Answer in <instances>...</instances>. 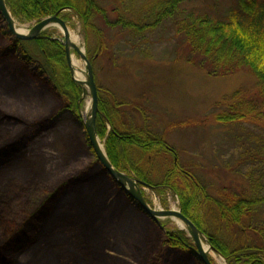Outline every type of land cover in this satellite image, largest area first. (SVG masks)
<instances>
[{"label":"trees","instance_id":"1","mask_svg":"<svg viewBox=\"0 0 264 264\" xmlns=\"http://www.w3.org/2000/svg\"><path fill=\"white\" fill-rule=\"evenodd\" d=\"M109 1L6 0V4L12 17L23 23L37 22L66 9L80 17L86 55L94 68L99 90L97 131L110 162L117 170L160 194L173 192L180 201L181 211L204 233L227 264H264V186L261 176L255 180L251 178L248 187L225 186L218 195L212 194L199 175L197 164L180 158L179 149L166 138V131L144 118L145 109L129 98L119 97L113 86L102 85L99 78L104 75L114 83L118 76L129 70L133 51L144 52L141 43L144 33L159 31L167 21H175L180 37L175 52L179 58L205 71L208 76L227 77L248 70L258 81L256 96L248 97L242 90L224 96L222 104H217V108L223 106L222 110L214 113L216 124L229 127L259 121L264 117V0H232L223 14L217 10L213 13L199 10L196 6L213 0H117L121 7L113 6L111 10L107 6ZM110 11L116 16L112 17ZM116 29L123 31L125 40L122 44L108 38L106 30ZM29 43L33 48L27 46ZM0 57L14 59L22 75L31 78L40 92L9 98L13 107L0 103V151L19 145L22 139L28 138L27 131L31 127L41 126L42 130L45 123L56 119L62 109L83 124L80 110L84 90L73 80L60 40L46 34L36 40L15 39L0 13ZM122 58L126 60L123 64L120 63ZM0 72L8 78L9 74L4 70ZM9 79L13 85L20 80L14 74ZM236 139L238 141L239 136ZM255 160L253 156L242 158L233 172L246 176L247 169L244 172L243 167L251 163L252 173L263 176L260 165H264ZM94 163L100 170L89 167L61 184L45 196L34 213L26 215L23 223L0 216V224L5 227L4 235L0 237V264H14L10 259L11 251L26 253L45 236L46 240H53L46 250L55 253L57 262L59 247L75 244L77 250L69 248L66 263H63L64 256L60 257L62 264H95L97 253L92 249L83 252L79 241L84 240L82 226L87 220L84 208L88 199H83V194L103 186L105 181L101 177L105 176L112 184L114 198H123L139 212L143 211L97 159ZM55 215L61 216L63 222H72L66 227L68 237L76 235V243L71 238L69 241L55 240L56 232L47 230L48 222L53 221ZM152 224L154 228L149 230L146 244L140 242L144 238L138 240L129 236L120 240V251L118 239L114 240L110 231L101 226L104 229L94 234L103 242L105 251L106 260L101 258L100 264H204L186 231L163 232L154 221ZM159 229L163 238L156 246L153 238Z\"/></svg>","mask_w":264,"mask_h":264},{"label":"rangeland","instance_id":"2","mask_svg":"<svg viewBox=\"0 0 264 264\" xmlns=\"http://www.w3.org/2000/svg\"><path fill=\"white\" fill-rule=\"evenodd\" d=\"M231 1H205L196 6L199 10L206 9L212 13L217 10L218 13L223 14L229 9ZM119 2L110 0L107 3L109 10L113 6L121 7ZM110 14L112 17L116 16L112 11ZM61 16L67 17L68 27L79 34L81 47L86 53L84 27L80 17L70 10L62 12ZM17 21L28 31L36 24V22ZM55 26L58 25L48 26L43 34L63 41V30ZM106 33L115 43L122 44L121 42L125 40L123 31L121 32L120 29L106 30ZM144 35L141 43L145 50L141 54L133 51L132 60L128 62L129 70L118 76L114 83L106 76H100L102 85L113 86L119 97H126L140 104L145 109L144 118H147L152 125L166 131V138L179 149L180 158L190 159L197 164L196 169L212 194L218 195L225 186L248 187L251 185L250 179L255 180L257 176H261V184L264 186V175L252 173L253 168L249 166L251 163L246 164L245 167L242 166L244 172L247 169L246 176L241 172H233L234 166L239 165L241 159L246 156H253L255 161L264 165V117L259 121L229 127L216 124L214 118V113L222 110L223 106L217 108V104H222L224 96H231L235 91L241 90L248 97L256 96L259 85L252 72L241 70L236 74L218 78L208 76L205 71L186 63L175 52L180 38L176 32L175 21H167L159 28V31H149ZM136 40L139 43V40ZM27 46L33 48L30 43ZM71 53L78 58L87 74L84 59L74 50ZM4 59L0 57V70H4V73L9 76L7 78L0 72L1 104L13 107L14 104L9 98L26 95V93L32 96L40 94L37 84L31 78L28 79L22 75V70L16 65L14 59ZM125 61L124 58L120 59L121 64ZM13 74L20 79L14 85L9 79ZM82 87L84 93L81 98L83 104L80 116L83 124L77 122L70 112L62 109L56 119L45 123L42 130H40L41 126L31 127L27 131L29 138L17 150L10 154H0V216L3 218L21 224L25 221L26 215L34 213L45 200V196L61 184L75 178L89 167H94L95 171L100 170L99 165L94 163L97 157L86 141L85 119L88 117L87 113L91 111L92 100L88 87L84 84ZM99 140L105 150L100 136ZM260 169L264 172V166L260 165ZM103 177H101V180L105 181L103 186L82 196L83 199L84 197L88 199L84 208V217L87 220L82 226L84 240L79 241L82 243L83 252L92 249L94 253H97L94 256L95 264H100L101 258L106 260L103 242L94 237L97 230L106 227L112 234V238L118 239L116 243L120 251L122 250L120 240L129 236L138 240L144 238L140 242L146 244L147 234L154 228L153 219L151 220L146 213L139 212L123 198H114L112 184L105 176ZM141 189L147 203L153 208L172 209L173 204L177 206V209L180 208L178 197L171 191L160 194L148 186H143ZM78 200L82 201V198L78 196ZM58 216L55 215L54 220L48 222L47 230L56 232L55 240L69 241L71 238L76 243V235L68 237L69 230L66 227H69L72 222H63L61 216L60 218ZM161 223L164 224L166 231L176 229L185 232V228L177 227L170 217L161 219ZM4 230L5 227L0 224V237L4 235ZM162 233L160 229L156 230L153 238L154 245L157 246L161 242ZM77 234L81 238L80 232ZM52 241V239L46 240L45 236L43 240L29 247L26 253L11 251L10 259L14 264L29 262L30 264H62L60 257L64 256L63 263H66L69 248L77 250L75 244L59 247L57 262L55 253L46 250ZM218 254L227 264L224 257ZM212 260L214 264H219L213 256Z\"/></svg>","mask_w":264,"mask_h":264},{"label":"water","instance_id":"3","mask_svg":"<svg viewBox=\"0 0 264 264\" xmlns=\"http://www.w3.org/2000/svg\"><path fill=\"white\" fill-rule=\"evenodd\" d=\"M0 13L3 17V19L6 20L9 30L12 33L13 37L18 40H36L37 37H39L48 26L57 24L63 29V38H64V48L66 52V59L69 65V68L72 70L73 74V80H75L79 85H86L90 91L91 95V108H90V114L85 119V132L88 134L89 142H91V148L93 150V153L95 157H97V160L99 163L102 164L106 172L110 173L113 178L116 180L117 183H120L121 187L126 191V193L131 196L135 202L137 203V206L142 210L144 213H146L153 221L159 225V227L163 230L165 229V226L163 223H161V219L164 217H171L173 215L177 216L182 222L185 223V229L187 232H189V236L191 237L193 243H195L196 246V252L198 253L200 260L204 264H214L211 261V258L208 253H206L202 247V241L208 242L211 250L218 252L215 250V248L211 245V243L208 241L207 237L204 235L203 232L197 227L196 224H194L182 211L181 209L175 210V209H162L157 210L149 205L147 203L146 198L144 196V193L142 192L140 184L144 185L143 182H139L136 178H133L132 176L126 174L125 172L117 170L112 162H110L107 153L105 150L101 148V142H99V136L96 126V117L99 112V90L97 89V83L96 78L94 76V68H92L91 62L89 58H87L86 53L82 51L80 47H78L72 40V37L70 36V29L67 25V22L59 15V13L47 16V18H44L40 21H38L35 25H33L30 30L27 32V34L20 33L17 29H15V19H13L12 14L10 12V9L7 7L6 0H0ZM72 50L76 51L81 58L84 59L86 63L87 68V76L86 81L79 82L77 79L74 78V69L72 68V59L70 58ZM29 138V137H28ZM27 138L22 139L21 143L19 145H15L11 148V150H1L0 154H10L12 151L17 150L20 146L24 144ZM149 187V186H148Z\"/></svg>","mask_w":264,"mask_h":264},{"label":"bare ground","instance_id":"4","mask_svg":"<svg viewBox=\"0 0 264 264\" xmlns=\"http://www.w3.org/2000/svg\"><path fill=\"white\" fill-rule=\"evenodd\" d=\"M57 28H59L60 26H55ZM15 29H17L20 33H24L26 34V32H28L27 29H25L16 19H15ZM61 30L62 27H60ZM70 29V27H69ZM70 35L72 37L73 42L82 49V51L84 50L81 47V37H79V34H76L75 32L71 31L70 29ZM70 58L72 59V68L74 69V78L77 79V81L79 82H84L86 81V71L82 68L81 62L78 60V58L75 57V55L73 53H71ZM90 112L87 113V116H89ZM101 148L103 149V146H101ZM175 209L177 210V206L175 204L172 205V210ZM165 218V217H164ZM170 220L173 221V223H175L177 225V227H179L180 229L185 228V223L182 222L177 216L173 215L170 217ZM202 247L204 249V251L206 253L209 254V256L212 258V256L215 258L216 262L219 264H226L223 260V258L217 254L216 252H214L213 250H211L208 242L202 241ZM212 260V259H211ZM213 261V260H212ZM30 264V262L28 263Z\"/></svg>","mask_w":264,"mask_h":264},{"label":"flooded vegetation","instance_id":"5","mask_svg":"<svg viewBox=\"0 0 264 264\" xmlns=\"http://www.w3.org/2000/svg\"><path fill=\"white\" fill-rule=\"evenodd\" d=\"M51 38H52V37H51ZM53 39H57V38H53ZM57 40H58V41L60 40V41L62 42V40H61V39H57ZM86 134H87V133H86ZM86 141H87V142H89V139H88V138H86ZM89 148H90V146H89ZM90 149H91V148H90ZM161 230H162V229H161ZM162 231H163V232H165L166 230H165V229H163Z\"/></svg>","mask_w":264,"mask_h":264}]
</instances>
